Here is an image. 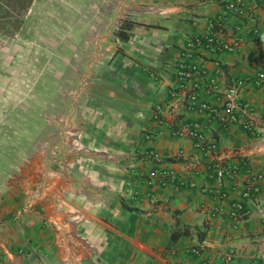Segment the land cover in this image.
<instances>
[{
    "label": "crops",
    "instance_id": "0c3cea01",
    "mask_svg": "<svg viewBox=\"0 0 264 264\" xmlns=\"http://www.w3.org/2000/svg\"><path fill=\"white\" fill-rule=\"evenodd\" d=\"M86 1L55 103L45 100L39 120L15 117L9 133L0 119V264H264V90L246 87L238 121L222 123L189 108L172 68L215 21L238 49L196 58L200 100L214 105L235 80L264 72V0ZM232 1L245 13L228 10ZM194 121L217 151L175 135ZM218 165H237L235 177L220 183ZM252 179L248 218L234 222Z\"/></svg>",
    "mask_w": 264,
    "mask_h": 264
},
{
    "label": "rangeland",
    "instance_id": "374dc122",
    "mask_svg": "<svg viewBox=\"0 0 264 264\" xmlns=\"http://www.w3.org/2000/svg\"><path fill=\"white\" fill-rule=\"evenodd\" d=\"M86 3L0 0L2 131H11L10 122L15 117L39 120L48 98L55 103L64 65L73 64L79 52L75 39L86 30L81 25L83 16L91 13Z\"/></svg>",
    "mask_w": 264,
    "mask_h": 264
},
{
    "label": "built area",
    "instance_id": "2783aa9c",
    "mask_svg": "<svg viewBox=\"0 0 264 264\" xmlns=\"http://www.w3.org/2000/svg\"><path fill=\"white\" fill-rule=\"evenodd\" d=\"M228 10L236 13H245L244 5L239 1H232L227 4ZM209 33L197 34L190 37L185 46L180 52L179 59L173 64V72L178 88L187 90L189 108L191 110H203L210 115L215 116L222 123H235L238 121V108L240 107V97L243 90L248 86H253L257 89L264 90V72H257L254 76L249 78H239L233 82L224 92L216 93V102L214 105L202 102L200 100V85L195 81L196 74L200 71V66L196 62V58L200 53L208 51L211 53L217 52H232L238 49V43L223 39L216 33V22L212 21L208 24ZM214 89L217 85L214 84ZM172 93H176L172 91ZM243 112L248 117V120H244V127L252 130L253 125L251 121L252 106L249 102L243 105ZM154 118L162 120L164 110L161 105H157L154 108ZM175 135L178 137H188L193 140L195 144L203 151H217L218 142L215 139L208 138L200 122L194 121L186 124L181 128L175 129ZM237 165H218L215 170L216 179L221 183L225 179H233L237 173ZM255 180L252 179L246 186L240 200L236 201L230 210V217L234 222L246 220L248 218V212L245 207L244 201L257 192L254 187ZM36 192H33L28 196L25 204V209L31 206L32 199ZM217 195L222 197L224 193L222 190L217 192ZM141 200V198H137ZM220 209L216 208L212 211V215H217ZM194 254H200L201 249L199 247L193 248Z\"/></svg>",
    "mask_w": 264,
    "mask_h": 264
},
{
    "label": "trees",
    "instance_id": "16d2710c",
    "mask_svg": "<svg viewBox=\"0 0 264 264\" xmlns=\"http://www.w3.org/2000/svg\"><path fill=\"white\" fill-rule=\"evenodd\" d=\"M130 209L133 210L134 208L130 207ZM175 236H176V237L179 236L178 233H177V234H174V237H175ZM204 237H205V236L201 237V239H204Z\"/></svg>",
    "mask_w": 264,
    "mask_h": 264
}]
</instances>
